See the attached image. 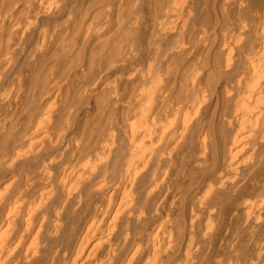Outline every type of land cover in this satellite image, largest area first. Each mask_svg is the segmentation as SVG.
Returning a JSON list of instances; mask_svg holds the SVG:
<instances>
[{
	"label": "bare ground",
	"instance_id": "1",
	"mask_svg": "<svg viewBox=\"0 0 264 264\" xmlns=\"http://www.w3.org/2000/svg\"><path fill=\"white\" fill-rule=\"evenodd\" d=\"M0 264H264V0H0Z\"/></svg>",
	"mask_w": 264,
	"mask_h": 264
}]
</instances>
